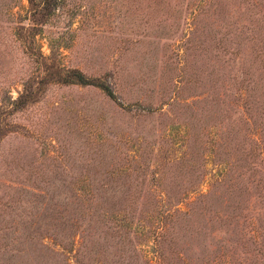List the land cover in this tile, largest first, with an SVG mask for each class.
Listing matches in <instances>:
<instances>
[{"label":"rangeland","instance_id":"1","mask_svg":"<svg viewBox=\"0 0 264 264\" xmlns=\"http://www.w3.org/2000/svg\"><path fill=\"white\" fill-rule=\"evenodd\" d=\"M0 264H264V0H0Z\"/></svg>","mask_w":264,"mask_h":264},{"label":"trees","instance_id":"2","mask_svg":"<svg viewBox=\"0 0 264 264\" xmlns=\"http://www.w3.org/2000/svg\"><path fill=\"white\" fill-rule=\"evenodd\" d=\"M56 80L58 82L69 84V83H76L80 85H96L103 90H105L109 95H111V90L105 86L103 83H100L94 79L87 78L80 70L77 69H70L66 70L64 73L59 71H55Z\"/></svg>","mask_w":264,"mask_h":264}]
</instances>
